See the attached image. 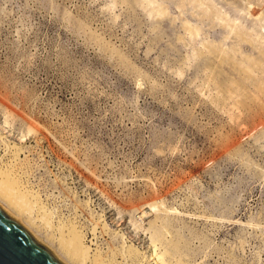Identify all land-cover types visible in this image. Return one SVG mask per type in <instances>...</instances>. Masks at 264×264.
I'll list each match as a JSON object with an SVG mask.
<instances>
[{"label":"rangeland","instance_id":"374dc122","mask_svg":"<svg viewBox=\"0 0 264 264\" xmlns=\"http://www.w3.org/2000/svg\"><path fill=\"white\" fill-rule=\"evenodd\" d=\"M263 48L264 0H0V175L35 210L1 208L63 264H264Z\"/></svg>","mask_w":264,"mask_h":264},{"label":"bare ground","instance_id":"6f19581e","mask_svg":"<svg viewBox=\"0 0 264 264\" xmlns=\"http://www.w3.org/2000/svg\"><path fill=\"white\" fill-rule=\"evenodd\" d=\"M196 1V0H195ZM202 1H200V4L202 5L201 3ZM199 4V2H197ZM205 3H203L204 5ZM212 10V9H211ZM161 12V11H160ZM208 12V11H207ZM214 13L213 11H209V17L212 16V13ZM161 14H163V11L161 12ZM206 14V13H205ZM207 15V17H208ZM211 15V16H210ZM217 15V14H216ZM216 15H213V18L216 16ZM218 17V16H217ZM219 18V17H218ZM224 23V26L226 27V29H229L231 34H233L235 37L239 38V39H245L248 34L246 31L244 30H241L239 29V27H237L234 23H230V22H223ZM223 25V24H222ZM189 28V31L191 33V36L197 38L200 36V30L198 29H195L193 27H191L190 25L188 26ZM205 48H206V52L207 54H211L212 55H221L223 56V59L224 58H228V54H227V50L223 51L221 50L220 47H217V46H212L210 44H206L205 45ZM205 52V50H203ZM261 55L264 57V48L263 50L260 51ZM230 55V54H229ZM205 56V55H204ZM208 56V55H207ZM209 57V56H208ZM215 57V56H214ZM222 58V57H221ZM247 60L248 61H251V58L247 57ZM225 61V60H224ZM253 61V60H252ZM254 65V68H257V69H260L262 70V77L257 79L256 77H254V75L252 74V71L250 68L248 67H245V66H242L246 76L248 77V80L252 82V87L254 88L255 92L257 93L258 91L264 95V68H261V65L257 64V63H253ZM247 90V89H246ZM245 89H238L236 90L237 93H241V96L242 97H247V91ZM236 91H233L231 88H229V95L233 98V96H237L236 95ZM234 94V95H233ZM250 95V94H249ZM248 95V97H249ZM254 98H257L253 95ZM263 107V108H262ZM260 108L264 109V106H263V101L261 103V106ZM261 122L262 124L264 123V117L261 118ZM6 141V140H5ZM19 157V156H18ZM12 160V159H11ZM5 173L3 174V176L0 175V194L7 200V201H10L15 207L17 206L19 209H21V211L23 212L22 209H26L28 211H25L27 214H30L31 211L35 210L34 209V206L33 204L34 203H30L29 200H30V197L32 196L31 193H27L25 191H23L24 189L21 188V186L19 185V181H16L15 178L12 181L11 180V177H7L8 175H6V177H4ZM10 176H12L10 174ZM17 182V183H16ZM22 185V184H21ZM23 187V186H22ZM24 188V187H23ZM33 197V196H32ZM31 197V198H32ZM34 200V198H33ZM37 202V201H36ZM38 203V202H37ZM36 203V204H37ZM35 204V205H36ZM38 205V204H37ZM1 207V206H0ZM36 208V207H35ZM3 209V207H2ZM139 209V208H138ZM39 210L41 211L40 207H39ZM140 210H142L143 214H147L149 208H148V205H142L140 207ZM3 211L6 213V210L3 209ZM43 211V210H42ZM7 215L8 212H7ZM11 217V215H9ZM12 218V217H11ZM15 220V219H14ZM16 221V220H15ZM17 222V221H16ZM24 228V227H23ZM25 229V228H24ZM26 230V229H25ZM27 231V230H26ZM28 232V231H27ZM30 234V233H29ZM34 238V237H33ZM65 241V240H64ZM67 244V248L69 249V253H71V256H77L79 257L80 261H83V263L87 262V261H93V257H92V252H91V248L89 246H86L84 243H83V240L81 239V237L78 235V233L74 232V234L72 235L71 237V240L68 241V242H64V244ZM65 244V245H66ZM43 246V245H42ZM44 247V246H43ZM175 247V245H174ZM45 248V247H44ZM46 249V248H45ZM47 250V249H46ZM60 264H63L62 262H60L56 256H54L49 250H47ZM158 257L160 258V260L163 262V263H167L166 262V257L164 255H161L159 254V252L157 253ZM97 258V257H95ZM99 259V258H98ZM97 259V260H98ZM99 261V260H98ZM96 262L95 264H99L100 262ZM92 263V262H91ZM182 264V263H180Z\"/></svg>","mask_w":264,"mask_h":264},{"label":"water","instance_id":"95a60500","mask_svg":"<svg viewBox=\"0 0 264 264\" xmlns=\"http://www.w3.org/2000/svg\"><path fill=\"white\" fill-rule=\"evenodd\" d=\"M0 264H60L0 207Z\"/></svg>","mask_w":264,"mask_h":264}]
</instances>
